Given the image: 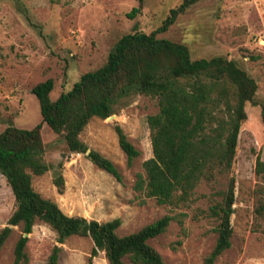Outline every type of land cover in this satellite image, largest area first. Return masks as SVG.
Returning <instances> with one entry per match:
<instances>
[{
  "label": "rangeland",
  "instance_id": "1",
  "mask_svg": "<svg viewBox=\"0 0 264 264\" xmlns=\"http://www.w3.org/2000/svg\"><path fill=\"white\" fill-rule=\"evenodd\" d=\"M180 2L0 0V134L9 126L30 130L41 122L39 102L31 92L34 86L52 79L50 99L56 100L84 73L102 67L122 36L150 34ZM137 7L140 13L129 18L128 13ZM158 37L185 44L193 59L223 56L233 60L257 83L238 137L231 246L214 264H264V215L255 214L258 180L254 173L256 158L264 161V0H199ZM157 112L155 98L132 95L115 105L109 118H92L80 134L87 152L95 150L115 165L121 183L94 165L87 152L67 150L61 138L43 126L45 159L54 168L33 176L32 185L69 216L99 222L119 218L118 236L135 233L164 215H181V225L173 220L164 234L148 243L167 264H203L217 237L218 222L208 216L209 207L221 200L218 192L227 188L229 175L217 173L212 181H201L191 201L177 208L139 196L133 188L136 175L152 157L147 117ZM116 127L140 152L131 167L119 147ZM59 172L65 180L63 194L52 183ZM15 209L12 191L0 173V231ZM21 235V225L11 228L0 250V264L13 263ZM55 245V232L36 221L25 247L27 261L21 264H47ZM60 247L59 264H88L93 242L89 237L71 236ZM125 262L131 264L128 259ZM94 264H109L104 252H99Z\"/></svg>",
  "mask_w": 264,
  "mask_h": 264
},
{
  "label": "trees",
  "instance_id": "2",
  "mask_svg": "<svg viewBox=\"0 0 264 264\" xmlns=\"http://www.w3.org/2000/svg\"><path fill=\"white\" fill-rule=\"evenodd\" d=\"M53 2L54 0H50ZM199 0H181L171 9L161 26L150 34L134 32L122 36L109 52L106 63L84 73L66 93L50 99L54 81L47 79L31 90L39 102L41 122L33 129L7 127L0 134V173L15 199L16 209L0 231V250L11 234V226L22 228L14 249L12 264L27 261L25 247L36 221L47 224L56 242L47 264H59L60 245L71 236L89 237L93 249L88 264L104 252L109 264H167L148 241L164 234L181 215H164L139 231L118 236L119 218L108 222L65 214L57 203L43 198L32 185L54 166L45 159L43 126L61 138L66 149L87 152L79 136L92 118L107 119L114 106L132 95L143 94L157 100L158 112L147 117L152 157L137 173L134 191L143 199L174 208L186 205L197 185L212 181L216 174H227V188L218 192L221 200L209 207L208 216L217 220L216 242L203 264H214L231 246V217L235 203L233 169L238 137L247 120L246 105L253 103L256 81L233 60L223 56L193 59L189 48L158 35L166 32L177 18ZM140 7L128 13L134 18ZM264 126V105L261 109ZM127 166L140 152L130 143L122 128L115 129ZM88 158L118 182L122 176L115 165L95 150ZM61 165V164H60ZM254 173L257 216L264 215V161L256 158ZM59 194L65 191L61 172L52 180ZM144 201V200H142Z\"/></svg>",
  "mask_w": 264,
  "mask_h": 264
},
{
  "label": "water",
  "instance_id": "3",
  "mask_svg": "<svg viewBox=\"0 0 264 264\" xmlns=\"http://www.w3.org/2000/svg\"><path fill=\"white\" fill-rule=\"evenodd\" d=\"M87 153H89V151L87 152ZM14 226H11V228H13ZM25 236H29V235H25Z\"/></svg>",
  "mask_w": 264,
  "mask_h": 264
}]
</instances>
